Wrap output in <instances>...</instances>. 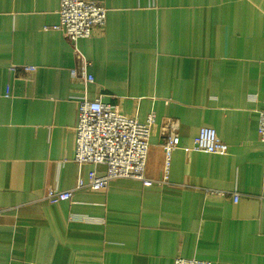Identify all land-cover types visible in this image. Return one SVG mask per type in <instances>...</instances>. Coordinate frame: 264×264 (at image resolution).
<instances>
[{
  "label": "crops",
  "instance_id": "1",
  "mask_svg": "<svg viewBox=\"0 0 264 264\" xmlns=\"http://www.w3.org/2000/svg\"><path fill=\"white\" fill-rule=\"evenodd\" d=\"M94 1L107 22L78 41L86 83L51 28L61 0H0V264H264V0ZM84 96L156 115L153 183L118 178L50 204L51 189L107 171L75 161ZM171 120L180 143L167 169ZM203 127L227 153L193 149Z\"/></svg>",
  "mask_w": 264,
  "mask_h": 264
},
{
  "label": "built area",
  "instance_id": "2",
  "mask_svg": "<svg viewBox=\"0 0 264 264\" xmlns=\"http://www.w3.org/2000/svg\"><path fill=\"white\" fill-rule=\"evenodd\" d=\"M60 21L51 28L59 30L75 49V67L71 71L73 77H81L86 83L94 78L87 72L90 63L79 51L77 45L81 38H88L96 29H103L107 22L106 8L94 0H61L59 8ZM26 71H34L35 67L26 66ZM78 109L75 139V161L104 165L105 174L99 175L96 170L88 173L87 178L78 177L73 189H51L45 196L50 204L70 200L75 191L87 189L93 191L105 190L109 183L118 178H128L143 181L151 185L145 177V167L149 150V138L156 123V115L150 113L146 121L141 122L136 117L127 116L117 107L103 102L100 98L90 100L81 97ZM179 123L171 120L165 127L168 135L161 145L165 151L167 169L173 152L178 148ZM259 139L264 144V111L260 113ZM194 150L208 153L225 154L229 146L211 127L200 129L196 138ZM234 199L239 200L235 194ZM174 264H212L210 261L197 258L177 257Z\"/></svg>",
  "mask_w": 264,
  "mask_h": 264
}]
</instances>
